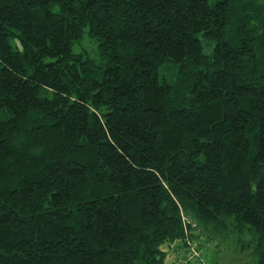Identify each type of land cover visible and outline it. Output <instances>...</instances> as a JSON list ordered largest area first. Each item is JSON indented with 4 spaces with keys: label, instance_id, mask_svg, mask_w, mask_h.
<instances>
[{
    "label": "trees",
    "instance_id": "16d2710c",
    "mask_svg": "<svg viewBox=\"0 0 264 264\" xmlns=\"http://www.w3.org/2000/svg\"><path fill=\"white\" fill-rule=\"evenodd\" d=\"M228 231L264 264V0H0V264H208Z\"/></svg>",
    "mask_w": 264,
    "mask_h": 264
},
{
    "label": "rangeland",
    "instance_id": "374dc122",
    "mask_svg": "<svg viewBox=\"0 0 264 264\" xmlns=\"http://www.w3.org/2000/svg\"><path fill=\"white\" fill-rule=\"evenodd\" d=\"M81 45L92 53L94 48L92 41L90 43L82 41ZM79 48L75 46L74 50H79ZM160 74L167 78L170 77L169 73H166L163 69L160 70ZM232 232L228 231L217 237L218 242L212 245L213 248H209L210 252L206 256L207 258L205 257V262L208 264H255L256 258L252 250L244 246L249 236L242 235L239 237L237 233ZM195 253L196 251H193V254Z\"/></svg>",
    "mask_w": 264,
    "mask_h": 264
},
{
    "label": "built area",
    "instance_id": "2783aa9c",
    "mask_svg": "<svg viewBox=\"0 0 264 264\" xmlns=\"http://www.w3.org/2000/svg\"><path fill=\"white\" fill-rule=\"evenodd\" d=\"M195 254H197V253H195Z\"/></svg>",
    "mask_w": 264,
    "mask_h": 264
}]
</instances>
